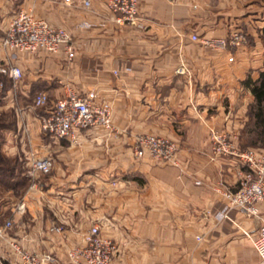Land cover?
<instances>
[{"label":"crops","instance_id":"1","mask_svg":"<svg viewBox=\"0 0 264 264\" xmlns=\"http://www.w3.org/2000/svg\"><path fill=\"white\" fill-rule=\"evenodd\" d=\"M90 1L91 10H84L48 0H0V42L12 17L25 10L65 29L77 45L71 62L62 54L11 57L23 73L20 115L2 152L24 161L33 151L49 158L52 169L38 192L0 193V227L12 223L6 237L46 264H71L68 252L83 245L93 225L116 246L113 264H262L251 239L255 222L264 223V201L256 218L238 211L222 217L226 201L214 188L235 192L247 169L234 158L209 161L207 128L231 133L240 150L250 147L244 131L253 98L242 83L263 69L264 0L145 1L137 21L124 26L101 0ZM235 27L251 37L244 53L213 52L190 40ZM65 86L109 103L113 129L78 132L76 143L44 135L38 119L44 111L32 109L28 98L45 94L53 102ZM14 96L10 86L0 112L16 111ZM139 135L175 143L176 166L137 159ZM53 227L61 232H50ZM0 261H17L4 242Z\"/></svg>","mask_w":264,"mask_h":264},{"label":"built area","instance_id":"2","mask_svg":"<svg viewBox=\"0 0 264 264\" xmlns=\"http://www.w3.org/2000/svg\"><path fill=\"white\" fill-rule=\"evenodd\" d=\"M52 3H61L65 6L81 7L91 10L90 0H48ZM105 8L112 15L118 26L131 25L137 21L139 8L145 1L168 2L171 0H101ZM192 42H198L213 52L244 53L248 49V34L239 27L228 31L222 36L203 38L195 34L190 36ZM1 50L5 53V60L0 59V74L11 80L16 88L23 73L20 67L12 62L13 54L45 53L52 56L64 55L69 62L73 61L77 53V45L70 33L65 29L54 27L44 20L36 18L32 11L20 10L9 22L4 37L0 42ZM233 51V52H232ZM233 56L228 59L233 62ZM115 75L120 73L113 71ZM96 94L91 92L81 95L69 86H65L61 97L51 102L47 107L48 97L38 94L33 98L32 109L43 110L39 116L41 132L55 140L67 139L76 143L78 132L101 128L111 131V107L107 102H97ZM210 144V162H218L224 158H234L246 167L240 174L238 189L235 192L214 191L221 193L226 201L227 212L238 211L249 218L258 216L257 204L264 201V151L258 149L240 150L234 135L216 127H208ZM177 152L175 143L164 137L154 135H139L133 145V154L137 159L147 156L155 163H171L176 166L174 157ZM25 176L29 180L27 193L40 191L42 177L48 175L52 169L49 158H40L33 151H28L25 157ZM12 227L7 221L0 227V242H4L17 256L15 264H46L44 258L22 249L18 243L6 237V230ZM50 232L60 233L58 228H51ZM249 238L250 236L245 233ZM253 251L260 263L264 264V223L251 239ZM116 246L109 240L103 239L99 228L91 226L83 235V245L68 252L71 264H113ZM0 264L1 261H0Z\"/></svg>","mask_w":264,"mask_h":264},{"label":"trees","instance_id":"3","mask_svg":"<svg viewBox=\"0 0 264 264\" xmlns=\"http://www.w3.org/2000/svg\"><path fill=\"white\" fill-rule=\"evenodd\" d=\"M240 28V27H239ZM243 30V29H242ZM245 33L246 31L243 30ZM247 33V32H246ZM250 36L248 35V43L250 40ZM262 45L264 46V28L260 31L259 36ZM243 87L250 91L253 102L249 107V117L250 124L245 129V134L248 142V146L252 148H259L258 150L264 151V64L263 69L259 72L257 79L253 80L250 76H247L246 79L242 83ZM11 81L0 74V97L4 96L6 91L10 88ZM51 104L50 101L47 102V107ZM9 115L0 116V146L4 145V136L5 133L14 128L16 118L14 110L9 111ZM25 161H21L18 158H9L5 156L2 152V148L0 151V187L16 190L17 188H24L25 185H19V183H14L16 176H22L23 171L18 169V165H21ZM26 170V169H25Z\"/></svg>","mask_w":264,"mask_h":264},{"label":"rangeland","instance_id":"4","mask_svg":"<svg viewBox=\"0 0 264 264\" xmlns=\"http://www.w3.org/2000/svg\"><path fill=\"white\" fill-rule=\"evenodd\" d=\"M19 85V84H18ZM18 85H17V87L16 88H14L13 87V84L11 85V91H12V93H14V97H15V105H14V108H15V110L16 111H14L15 113H16V115H20L19 114V112H18V107H17V105H18V101H17V95H16V92H17V90H18ZM3 97V96H2ZM2 97H0V102H1V100H2ZM35 97V94H34V96H31V97H29L28 98V101H29V103L30 104H32V100H33V98ZM10 111V110H9ZM9 111H6V112H4V111H2V112H0V116H2V115H6V116H8L9 115ZM16 117V116H15ZM0 135H3L2 134V132L0 133ZM1 143V142H0ZM1 146H0V151H1ZM248 149H255V148H248ZM25 157H26V155H25ZM24 161H25V159H24ZM26 162V161H25ZM21 163V162H20ZM26 166H25V164L22 162L21 163V165H18V169L19 170H22L24 173H23V175L22 176H16V180H15V182L14 183H19V185L21 186V185H25L26 186V188H25V190H23L24 188H17L16 190L14 189V190H12L13 191V193H14V196L17 198H19L21 195H22V193L24 194L25 192H27V187H28V185H29V180H28V178L25 176V168ZM39 181H40V179H39ZM6 189L5 188H1L0 187V193L1 192H4Z\"/></svg>","mask_w":264,"mask_h":264},{"label":"water","instance_id":"5","mask_svg":"<svg viewBox=\"0 0 264 264\" xmlns=\"http://www.w3.org/2000/svg\"><path fill=\"white\" fill-rule=\"evenodd\" d=\"M259 227H260V226H259V223H258V221H256V222H255V230L257 231V230L259 229Z\"/></svg>","mask_w":264,"mask_h":264}]
</instances>
